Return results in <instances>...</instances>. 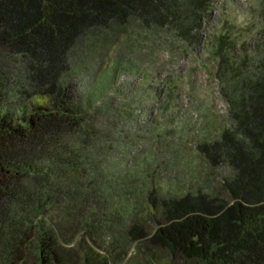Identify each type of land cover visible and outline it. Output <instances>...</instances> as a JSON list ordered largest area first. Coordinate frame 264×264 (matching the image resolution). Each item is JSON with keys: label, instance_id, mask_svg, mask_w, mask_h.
Segmentation results:
<instances>
[{"label": "trees", "instance_id": "trees-1", "mask_svg": "<svg viewBox=\"0 0 264 264\" xmlns=\"http://www.w3.org/2000/svg\"><path fill=\"white\" fill-rule=\"evenodd\" d=\"M217 1L0 0V48L21 58L52 97L50 107L16 115L0 100V264L22 263L30 247L39 264L57 261L51 236L35 222V200L52 180H61L60 191L68 198L71 190L75 203L87 193L81 174L93 167L87 152L95 128L89 115L70 107L60 84L77 45L88 38L99 44L115 31L169 29L196 49ZM235 23L214 30L209 48L229 90L233 125L198 147L210 163L234 172L225 185L230 200L202 194L168 200L164 225L150 235L129 229L132 240L179 254L188 264H264V0L251 10L248 35L240 36Z\"/></svg>", "mask_w": 264, "mask_h": 264}, {"label": "rangeland", "instance_id": "rangeland-1", "mask_svg": "<svg viewBox=\"0 0 264 264\" xmlns=\"http://www.w3.org/2000/svg\"><path fill=\"white\" fill-rule=\"evenodd\" d=\"M256 2L218 0L196 49L169 29L157 35L115 31L99 44L88 38L77 45L60 84L70 107L93 121L95 140L87 152L93 167L81 174L87 193L79 203L71 190L68 198L60 191L61 180L41 188L35 200V222L57 252L48 264H188L179 254L132 240L129 229L135 225L150 235L164 225L168 200L200 194L230 200L225 185L234 172L198 151L233 125L229 90L209 48L216 29L229 22L248 35ZM0 100L13 115L52 105L23 60L2 48ZM54 171L52 165L51 178ZM25 250L20 264H39L36 250Z\"/></svg>", "mask_w": 264, "mask_h": 264}]
</instances>
